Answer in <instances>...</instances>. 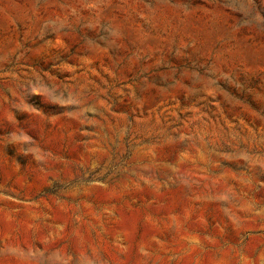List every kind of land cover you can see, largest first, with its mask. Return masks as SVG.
Listing matches in <instances>:
<instances>
[{
	"label": "rangeland",
	"instance_id": "obj_1",
	"mask_svg": "<svg viewBox=\"0 0 264 264\" xmlns=\"http://www.w3.org/2000/svg\"><path fill=\"white\" fill-rule=\"evenodd\" d=\"M0 264H264V0H0Z\"/></svg>",
	"mask_w": 264,
	"mask_h": 264
}]
</instances>
